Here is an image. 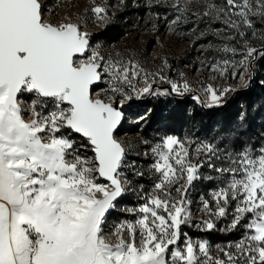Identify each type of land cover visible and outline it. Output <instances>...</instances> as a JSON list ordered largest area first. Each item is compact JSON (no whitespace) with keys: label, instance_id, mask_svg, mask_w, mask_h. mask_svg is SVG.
<instances>
[{"label":"snow or ice","instance_id":"obj_1","mask_svg":"<svg viewBox=\"0 0 264 264\" xmlns=\"http://www.w3.org/2000/svg\"><path fill=\"white\" fill-rule=\"evenodd\" d=\"M172 7L187 12L180 0ZM45 8L44 0H0V264H264V146L255 154L243 144L222 151L165 135L150 148L151 194H138L142 204L122 209L132 219L110 225L132 182L126 169L133 178L144 175L117 135L127 118L124 106L146 96H183L191 87L166 80L163 69L149 73L132 56H106L99 43H90L83 19L53 22ZM207 9L203 17L223 25L212 34L225 41L208 45L221 54L211 71L224 76L231 65L236 75L226 57L241 49L232 41L243 49L238 63L245 69L264 58L250 43L253 37L264 41V0H207ZM90 12L94 22L112 21L107 0H91ZM156 78L170 91L154 89ZM240 84L248 86L243 79ZM231 90L208 85L205 99L194 98L210 108ZM205 167L217 175L204 178L219 185L211 199L201 198L205 218L193 225L190 193ZM229 216L226 230L244 231L218 249L223 258L183 231H212L215 221Z\"/></svg>","mask_w":264,"mask_h":264},{"label":"rangeland","instance_id":"obj_2","mask_svg":"<svg viewBox=\"0 0 264 264\" xmlns=\"http://www.w3.org/2000/svg\"><path fill=\"white\" fill-rule=\"evenodd\" d=\"M96 2L101 3L102 0ZM173 2L174 0H166L164 6H158L153 0L151 6H148L147 0H107L112 21L105 25L94 22L90 12L91 0H44L45 14L53 22L64 17H69L72 22L83 19L85 29L91 33L90 43L93 47L99 43L100 51L106 56L116 53L132 56L149 73H157L163 69L161 74L166 80L170 79L181 85L187 82L191 87V91L183 96L174 93L167 96H146L141 100L130 101L124 106L127 118L117 135L122 143L129 146L128 160L133 162L137 169L143 171L144 175L133 178V170L126 169L132 182L128 193L121 198L118 209L111 213L110 225L132 219L131 214L122 209L138 207L142 204L143 200L138 194H151L155 177L148 171L153 160L150 148L165 135H175L182 140L187 138L197 143H213L222 151L235 152L243 144L253 148L255 154L259 152L261 146H264V93L257 94L258 96L250 103H246L241 96H238L246 88L257 91V85L264 84L261 59L252 60L245 69L238 63L243 59L241 47V52L226 57L235 64V76L231 65L224 76L211 71L210 65L219 61L221 54L215 49L210 51L208 45L213 41H222L220 37L212 34L214 25L220 22L210 23L207 17H203V13L208 10L207 0H180L181 6L187 7L185 13H178L172 7ZM157 14L159 18H156ZM177 16L183 18L173 25L175 31H170L169 23ZM113 24L120 26V37L112 42L103 40L100 34ZM203 41L210 42L204 45ZM250 43L258 49H264V41L257 37L251 38ZM165 59L170 67H164ZM241 79L248 82L247 87L240 84ZM141 84L142 82H138L137 86ZM208 85L217 89L232 90L227 92L219 106L209 108L194 98L200 96L205 99V87ZM152 87L161 91H170L171 88L170 84L158 78L152 83ZM232 98L236 99L239 106L237 111L231 116L228 115L225 121L208 120V111L221 108ZM25 99L30 101L33 97L26 96ZM51 107L52 103L49 101L45 111L51 110ZM141 116L143 119H140ZM87 155L92 154L88 152ZM201 172L202 178L194 182L190 193L193 225L205 218L200 208L201 198L211 199V192L219 185L217 179L204 178L217 175L211 169L205 167ZM230 220L229 216L215 221L216 228L212 231H204L194 226H185L183 231L194 241L206 240L213 255L223 258L218 249L236 243L242 238L244 231L239 227L236 230H226ZM110 239L115 241L116 238L111 236Z\"/></svg>","mask_w":264,"mask_h":264},{"label":"trees","instance_id":"obj_3","mask_svg":"<svg viewBox=\"0 0 264 264\" xmlns=\"http://www.w3.org/2000/svg\"><path fill=\"white\" fill-rule=\"evenodd\" d=\"M223 27V25L217 23L216 25H214V27ZM261 27V25H259V23L257 24V28ZM121 33H120V26L119 25H111L106 31H104L103 33L100 34L101 38L103 40H106L108 42H112V41H116L119 37H120ZM204 45L206 43H209L208 41H203ZM225 41H217V42H211L210 44H220V43H224ZM233 45L237 46L238 48H241V46L239 44H237L235 41L231 42ZM261 49V48H260ZM264 50V49H261ZM210 51H212V49L210 48ZM210 51L207 53L210 54ZM208 57V56H207ZM258 58V60L261 59V64L263 66L264 69V58L257 56L254 61ZM174 67V66H173ZM258 92V93H257ZM263 94L264 93V84L262 85H257V91H253L251 90V88H246L244 90H242L238 96H241L243 98L244 101H246V103H250L254 100V98H256V96H258L257 94ZM264 98V97H263ZM238 105H237V101L236 99L234 100V98L228 100L221 108L215 110V111H208V120L213 121L216 119H222L223 121H225L228 118V115L231 116L235 111L238 110ZM237 113V112H236ZM235 115V114H234ZM120 131V130H119Z\"/></svg>","mask_w":264,"mask_h":264},{"label":"water","instance_id":"obj_4","mask_svg":"<svg viewBox=\"0 0 264 264\" xmlns=\"http://www.w3.org/2000/svg\"><path fill=\"white\" fill-rule=\"evenodd\" d=\"M252 65H253V63H252ZM123 123H124V122H122V125H123ZM122 125L118 128L117 133H118L119 130L121 129Z\"/></svg>","mask_w":264,"mask_h":264}]
</instances>
